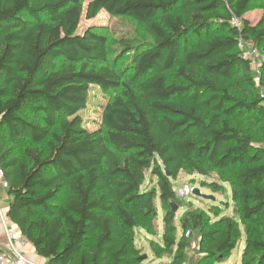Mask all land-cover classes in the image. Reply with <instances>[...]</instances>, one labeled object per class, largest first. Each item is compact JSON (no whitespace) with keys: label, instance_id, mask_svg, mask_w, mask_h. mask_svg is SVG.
Here are the masks:
<instances>
[{"label":"trees","instance_id":"16d2710c","mask_svg":"<svg viewBox=\"0 0 264 264\" xmlns=\"http://www.w3.org/2000/svg\"><path fill=\"white\" fill-rule=\"evenodd\" d=\"M256 1L90 0L88 20L106 11L149 37L128 45L129 68L117 70L105 35L79 33L84 0H0L8 216L47 264H146L136 233L158 235L157 196L155 260L229 264L244 238L239 264H264V64L257 86L240 45L264 52V23L245 19ZM94 89L113 95L105 131H89L80 115ZM186 170L222 197L229 185L233 215L211 219L189 204L177 238L173 204L183 203L173 182ZM149 172L153 190L144 188ZM213 173L232 177L209 182Z\"/></svg>","mask_w":264,"mask_h":264},{"label":"rangeland","instance_id":"374dc122","mask_svg":"<svg viewBox=\"0 0 264 264\" xmlns=\"http://www.w3.org/2000/svg\"><path fill=\"white\" fill-rule=\"evenodd\" d=\"M90 0H84L85 13L83 14L79 33H84L87 29H92L93 31L105 35L108 38V45L110 50V63L116 67L117 70H121L122 68L128 67V45L136 44L139 42L148 41L149 37L146 33V30L143 25L138 24L130 19L126 18H113L106 11H102L95 19L88 20L86 18V9ZM263 0H257L256 5L245 15V19L249 20L253 25H258L264 23V10L262 9L261 3ZM261 65L264 64V52L261 51ZM131 75V71L125 73L124 78L129 80ZM260 79L256 77L255 81L257 86L260 85ZM169 80L171 83L182 84L180 80L175 79L173 75H170ZM245 86V85H244ZM239 93H242V89H239ZM113 95H104L100 90L94 89L91 93L90 103L88 108L81 112V116L84 119V127L89 131H97V130H106L102 125V113L104 111L105 106L111 100ZM188 94L182 97L183 100H186ZM258 129L255 130L257 133ZM232 177L231 174L223 173H213L208 181H219L223 177ZM204 178L195 171H184L181 173L179 179L173 182V186L175 191H179L181 188L191 187V189L199 188L201 192L205 195H213L217 198L215 202L208 201L203 198L197 197L193 195V192L185 197L180 198L182 201L183 207L178 209L176 215V224L178 227L177 238L182 235V229L180 227V218L187 211L188 205L192 204L195 209H201L209 213L211 219L217 218L218 214L221 215H233V204H232V193L229 185H225L228 191V197H222L221 195L214 194L211 190L202 188L201 183ZM157 187V178L152 176L151 173H147L146 181L144 184V188L148 190H153ZM7 191L2 190L0 188V198L4 202L7 201ZM156 205L158 208V219L157 222L159 225L158 235L156 237H151L152 240L160 242V236L162 235V203L157 196ZM216 207H219L216 210ZM137 238L136 244L138 248L141 250L142 256L147 255L148 259L145 260L146 264H168L171 259L165 257L161 260H155L153 258V253L150 248V242L147 238H149L144 231L137 230ZM244 238L242 243L233 251L232 257L230 259L229 264H236L241 262V255L244 249ZM196 252L191 249L189 251V257L194 259ZM187 264H190L189 262Z\"/></svg>","mask_w":264,"mask_h":264},{"label":"built area","instance_id":"2783aa9c","mask_svg":"<svg viewBox=\"0 0 264 264\" xmlns=\"http://www.w3.org/2000/svg\"><path fill=\"white\" fill-rule=\"evenodd\" d=\"M232 23L240 30L242 23L239 19L234 18ZM243 56L250 61L252 69L257 77H261V53L252 42L241 40ZM264 100V89L261 90ZM8 182L4 178V171L0 167V188L8 190ZM193 192L191 187H185L176 191L178 198H185ZM7 201L0 198V264H45L35 261L29 255L30 242L23 233L14 225L8 216V195ZM190 232L187 233V236ZM47 264V263H46Z\"/></svg>","mask_w":264,"mask_h":264},{"label":"water","instance_id":"95a60500","mask_svg":"<svg viewBox=\"0 0 264 264\" xmlns=\"http://www.w3.org/2000/svg\"><path fill=\"white\" fill-rule=\"evenodd\" d=\"M168 175H170V174H168ZM193 195L197 196V197H200V198H203V199L208 200V201L215 202L217 200V198L215 196H213V195H205V194H203L199 188L193 189ZM178 209H179L178 206L176 204H173V212L177 213ZM141 259L143 261H145V260L148 259V256L147 255H143V256H141Z\"/></svg>","mask_w":264,"mask_h":264},{"label":"crops","instance_id":"0c3cea01","mask_svg":"<svg viewBox=\"0 0 264 264\" xmlns=\"http://www.w3.org/2000/svg\"><path fill=\"white\" fill-rule=\"evenodd\" d=\"M162 213H163V211H162ZM163 215V214H162ZM163 217V216H162ZM157 224H158V222H157ZM158 231H159V225H158ZM163 233H164V224H163V218H162V235H163ZM147 235V234H146ZM162 235L160 236V233H159V237L161 238L162 237ZM148 236V235H147ZM149 237V236H148ZM149 241H151L152 239L149 237V238H147ZM29 255L31 256V258H33L35 261H37V262H40V263H45L46 264V261L44 260V259H42V258H40L38 255H37V253H36V250H35V248L31 245V247L29 248ZM153 258H154V256H153ZM155 259V258H154Z\"/></svg>","mask_w":264,"mask_h":264}]
</instances>
